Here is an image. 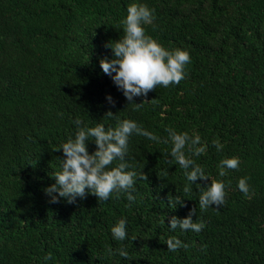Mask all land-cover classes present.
Returning <instances> with one entry per match:
<instances>
[{"label":"trees","instance_id":"16d2710c","mask_svg":"<svg viewBox=\"0 0 264 264\" xmlns=\"http://www.w3.org/2000/svg\"><path fill=\"white\" fill-rule=\"evenodd\" d=\"M132 3L154 9L146 35L191 57L186 78L157 86L138 111L99 67L112 58L104 45L123 37ZM108 111L115 116L104 117ZM77 119L106 128L131 120L161 138L168 127L198 134L206 151L191 158L209 181H187L171 142L133 134L128 170L148 180H137L130 207L123 193L49 203L44 189L64 159L56 149L74 138ZM232 157L239 168L219 176L220 161ZM243 177L250 196L238 190ZM211 180L231 181L226 203L201 211L195 185ZM169 195L185 206L169 207ZM193 208L201 232L169 230L172 216ZM122 218L128 235L120 242L110 230ZM171 236L188 249L168 251ZM119 247L129 259L108 254ZM0 264H264V0H0Z\"/></svg>","mask_w":264,"mask_h":264},{"label":"clouds","instance_id":"9594fccd","mask_svg":"<svg viewBox=\"0 0 264 264\" xmlns=\"http://www.w3.org/2000/svg\"><path fill=\"white\" fill-rule=\"evenodd\" d=\"M154 19V9H149L144 4H130L127 7L126 18L121 22L124 26L123 37L104 45L111 51L112 58L104 57L99 60L102 72L111 78L128 104L134 105L137 111L150 102L146 99L148 93L155 91L157 86L168 87L184 80L187 75L185 67L191 62L188 51L167 50L151 36L146 35L144 26L152 24ZM134 98L144 99H141L140 103H135ZM106 99L110 105L115 106L111 96H107ZM114 116L108 111L104 117ZM74 123L77 125L74 138L70 137L56 149L62 152L64 159L60 160L61 170L52 175L55 183L44 189L45 195L50 198L49 203H59L60 199H64L66 203L74 204L77 198L82 200L88 195L95 196L98 201H106L114 193L117 199L123 193L126 194L129 202L126 207H130L136 199L131 193L135 191L134 185L137 180H148L147 174L142 170L139 172L128 170L131 167L126 160L128 141L133 134L146 137L156 143L171 142L169 155L184 170L187 181L191 185L197 180L209 181L204 169L191 158L200 156L206 151L207 146L201 143L198 134L190 136L188 132L178 133L168 127L165 129L168 138H161L131 120L118 121L115 128H106L102 123H97L94 127H81L82 121L79 119ZM89 138H92L91 141L95 144V151L91 154L87 147ZM213 145L217 151L223 148L218 140L213 141ZM185 149L191 155H186ZM114 162L118 163L115 167H111ZM239 165L238 157L222 159L219 163V176H227L226 169L237 170ZM167 174L168 170H165L163 175ZM249 179V177L240 178L237 184L238 190L245 196H250ZM230 184L231 181L226 185L221 180H211L210 184L203 188L196 184V188L201 190L200 210L205 211L213 205L214 209L218 210L223 206L226 203V187ZM183 191L191 193L193 188L186 184ZM167 201L168 206L174 210L177 205L185 206L179 196L169 195ZM195 215L196 208H193L183 219L172 216L169 220V230L174 231L179 228L182 231L201 232L205 224L203 221L194 222L192 217ZM161 223H164V220ZM110 231L114 240L123 242L128 235L127 220L120 219ZM165 244L170 252L180 248L187 250L189 247L175 236L169 237ZM107 251L109 255H119L125 260L129 259V253L123 247L109 248ZM46 259H51V253Z\"/></svg>","mask_w":264,"mask_h":264}]
</instances>
